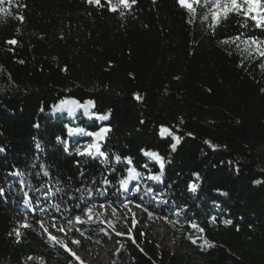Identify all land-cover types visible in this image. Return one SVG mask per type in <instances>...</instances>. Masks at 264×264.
<instances>
[{"label":"trees","instance_id":"trees-1","mask_svg":"<svg viewBox=\"0 0 264 264\" xmlns=\"http://www.w3.org/2000/svg\"><path fill=\"white\" fill-rule=\"evenodd\" d=\"M18 3L27 7L7 0L0 5L24 17L21 23L0 13V147L5 149L0 153V264H78L61 247L50 246L36 224L51 217L72 219L76 206H83L78 198L94 210L100 199L111 205L115 219L103 222L112 229L126 227L128 237L121 241L132 264H191V255L160 248L140 224L123 217L124 203L147 217L152 213L176 235L207 239L214 247L201 250L187 243L202 264H264V58L245 59L234 44L221 43L241 34L264 40V29L231 13L209 30L201 22L203 8L190 24L176 0H138L123 18L84 0ZM12 39L15 46L6 43ZM134 93L143 99L137 101ZM67 97L94 100L91 111L111 110L110 118L100 125L85 118L74 124L65 114H52L50 106ZM161 126L180 137L175 151L172 138L161 137ZM101 127L111 128L100 142L109 160L76 155L88 138L69 136L68 129ZM58 136L68 141V151ZM206 140L218 147L213 150ZM143 151L164 158L161 181L147 179L159 175L160 167ZM115 155L131 157V167L142 173L133 190L120 189L118 181L127 177L129 166L117 164ZM14 170L24 175H11ZM105 177L111 186L102 183ZM25 193L32 198L30 207L23 203ZM25 219L34 228L20 229L17 243L9 233ZM95 220L87 228L77 226L82 236H89L88 229H104ZM227 220L232 223L226 226ZM29 256L37 259L27 261Z\"/></svg>","mask_w":264,"mask_h":264},{"label":"snow or ice","instance_id":"snow-or-ice-1","mask_svg":"<svg viewBox=\"0 0 264 264\" xmlns=\"http://www.w3.org/2000/svg\"><path fill=\"white\" fill-rule=\"evenodd\" d=\"M9 5H12L13 7H24L26 8V4H20L18 3V0H7ZM84 2L87 5L96 7V8H104L107 7L108 11L112 13H118L120 17L125 16V10H127L129 13L132 11L133 7L137 4L138 0H84ZM153 4L156 3V0H152ZM177 4L180 8L186 10V12L189 14L188 23H194L196 21L197 17V9L203 8L206 9L205 12L201 14V22L207 24V27L209 30L214 31L216 26L221 23L222 20H225L228 18L229 14L235 13L238 15H241L243 17L249 18L252 21H254V27L264 29V0H176ZM5 0H0V5H4ZM0 13H4L6 15H13L14 18L20 20L21 23L24 21V17L21 14H13L8 7H0ZM90 14V13H89ZM243 27H247V25H242ZM19 31V30H17ZM9 45L15 46L18 42L15 39L6 41ZM222 44H234L237 49H239L243 54H245V59L253 60L256 58H264V40L256 38V37H247L241 35H237L230 40H224L221 41ZM243 45V47H241ZM12 50V49H10ZM19 63L23 64L24 61L20 60ZM243 66V65H241ZM262 69H264V63L260 65ZM65 71L67 69H64ZM134 99L137 101H141L143 97L139 93H134ZM52 114H67L69 117L75 118L78 111L82 110L83 116L87 117L88 119H96L100 121H106L110 118L111 110H109L105 114H100L96 112H92L91 110L96 107L94 100H85L83 103L80 102V100L67 97L60 99L56 104L50 106ZM44 107L40 108L41 112H44ZM183 123V120L180 121ZM143 123V121H141ZM35 127H39V124L34 125ZM111 132L110 127H101L98 131H86L83 128H70L68 129V135L69 136H87L92 137L93 140L91 143H87L83 145L82 147H77L75 149L76 155L80 157H86L90 158L92 160H96L97 158H102L105 161L109 160L108 154L106 151L101 150V141H104L107 134ZM160 135L161 137L164 136H170L172 138V141L170 142V147L172 151H175L177 148V145L180 144L181 140L180 137L176 136L173 132V130L169 127L161 126L160 128ZM189 135H191L189 133ZM57 142L64 145V150L68 151V141L65 139H62L61 137L56 138ZM79 143V141H77ZM206 144L213 150H215L218 146L211 143V141H205ZM36 147L39 148L40 144L37 142ZM5 149L3 147H0V153H3ZM143 155L148 157L150 160L155 161L157 164H159L160 167V174L159 175H149L147 179L152 181H161L163 170L165 167L164 158L159 155L157 152L154 151H143ZM114 160L117 164L123 163L128 165L127 168V177L120 179L118 181L120 185V189H122L124 192L129 191V184L132 180H137L142 176V173L137 171L135 167H131L133 164L131 157H124L123 160L120 155H115ZM79 161H77V165L79 166ZM142 167L148 168V164L145 163ZM116 169L113 168V172H115ZM13 176H22L24 173L20 172L19 170H14L10 173ZM83 175V173H81ZM44 176H48L49 173L47 171H44ZM197 179H199V173H194ZM92 183H96V181H92ZM104 185L111 186V180H109L107 177L104 178L102 181ZM255 183L259 184L261 181L257 180ZM197 185L195 183L189 185L190 191H196ZM79 190V189H78ZM139 190L138 188L136 189ZM57 192L62 191L61 188L56 189ZM87 195L91 196L92 191L91 189L86 190ZM97 191H99L97 189ZM148 191H151V188L148 189ZM2 191H0V195H2ZM101 195H105V193L101 192ZM81 199V205H77V214L72 218L68 219L67 223L69 224H90L95 223L96 220L94 217L98 216V214L94 210V206L90 205L89 203H85L82 198ZM142 199V198H141ZM23 203L25 207H30L33 203L32 198L28 196V193H25V198L23 200ZM166 203V201H164ZM38 206V205H37ZM111 207V205H108ZM138 207H142V205H137ZM51 207L55 208L57 211H59V205L58 204H52ZM101 208H104L105 205L102 203L100 204ZM124 207H127V204H124ZM41 211H45L44 209H41ZM45 214L46 211H45ZM152 213H149V218H151ZM136 221L133 220V223ZM215 218H211V223H215ZM225 225H230L232 222L231 220L224 221ZM36 224L39 226V228L42 230V233L47 236V240L50 243V246H59L63 248L66 252H68L71 256H73L75 259L79 260V257L76 256L75 252H73L67 244L58 237L54 236L49 232V228L46 227V223L44 220H37ZM50 225L52 228H55L59 232H64L65 229L63 226H57L56 218L51 217L50 218ZM192 228H195L198 232L203 233L204 229L199 228L196 224L190 225ZM34 226L28 222L27 219L23 223L19 225V227L13 229L12 232L9 233L10 236L14 235L16 237V242H20V237L22 235L20 229H32ZM79 231V229H77ZM83 235V233H81ZM107 234V233H105ZM119 235V233H117ZM191 242L193 244L197 243L198 239H203V237H196L192 238L189 237ZM72 243L79 244L80 241L73 239ZM201 250H204L205 247L211 248L214 247L207 239H203V244L200 246ZM37 258L33 256L27 257V261H32ZM39 264H43V261H39Z\"/></svg>","mask_w":264,"mask_h":264},{"label":"rangeland","instance_id":"rangeland-1","mask_svg":"<svg viewBox=\"0 0 264 264\" xmlns=\"http://www.w3.org/2000/svg\"><path fill=\"white\" fill-rule=\"evenodd\" d=\"M65 116L72 120L74 124L81 121L83 118H85L88 122H97L99 125L107 122V120L100 121L96 119H88L83 116L82 110L78 111L75 118L69 117L66 113ZM74 137L76 139L79 138L78 135H75ZM87 138V143H91L93 138ZM136 181L137 180L130 181L129 190L134 189L131 185ZM99 203L102 204L104 202L100 199ZM124 204H127V207H124ZM124 204L120 206L123 217L131 220L132 222L135 220V223L140 224L144 231L157 243L160 248H167L173 254L191 255V258L188 257L191 264H202L193 256V250L187 247V243H190L193 246L201 248L200 246L203 244L201 239H198L197 243L193 244L189 237L176 235L175 233L169 231L162 221L149 218L140 210L131 207L128 203ZM95 212L98 216L94 217V219H98L104 229L100 232L88 229L87 231L89 232V236L87 237L81 235V230L83 229H79L77 226H85L87 228L88 225L95 224L96 222L80 225L75 223L69 224L67 223L68 219L56 220L57 226L64 227V232H59L55 228H52L50 222L46 223V227L49 228V232H51L52 235L63 240L65 244H67V246L75 252L76 256L79 257V260L75 259L62 248L66 253L73 257L78 264H132L130 258L127 256L126 247L121 241V239L128 237L125 233L126 227L112 229L105 226L103 219H108L110 221H114L115 219L113 211L108 205H105L104 208H101L99 205ZM77 229H79V231H77ZM117 233H119V235ZM191 237L196 238L197 236ZM73 239L79 240L80 243L78 245L72 243Z\"/></svg>","mask_w":264,"mask_h":264}]
</instances>
